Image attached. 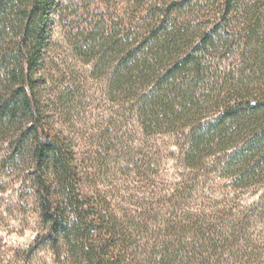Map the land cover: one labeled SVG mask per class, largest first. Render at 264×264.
<instances>
[{"label":"trees","instance_id":"1","mask_svg":"<svg viewBox=\"0 0 264 264\" xmlns=\"http://www.w3.org/2000/svg\"><path fill=\"white\" fill-rule=\"evenodd\" d=\"M56 29L113 106L87 157L63 129L79 91ZM130 123L147 139L179 135L190 171L237 190L264 185V0H0V143L29 164L43 228L28 256L47 247L56 264H264L239 225L113 203L99 177L112 157L144 170L124 141Z\"/></svg>","mask_w":264,"mask_h":264},{"label":"rangeland","instance_id":"2","mask_svg":"<svg viewBox=\"0 0 264 264\" xmlns=\"http://www.w3.org/2000/svg\"><path fill=\"white\" fill-rule=\"evenodd\" d=\"M54 39L59 64L67 71L66 82L74 83L79 91L78 102L71 108L63 129L75 141L82 157H87L98 150L93 146L113 108L107 101V82L91 79V66L72 57L60 29L55 30ZM130 125L124 130L129 140L124 141L132 150L131 161L138 162L144 170L130 171L133 166L121 161L122 156L112 157L115 162L111 170L104 175L101 172L99 177L113 203L136 212L150 207L165 209L166 220L173 211L190 213L213 221L224 231L239 225L250 239L249 251L264 259V185L237 190L217 173L190 171L183 165L179 135L147 139L133 123ZM7 153V145L0 143V264H56L47 247L31 256L27 254L43 228L29 179V164L9 161ZM142 160L144 163H140Z\"/></svg>","mask_w":264,"mask_h":264}]
</instances>
